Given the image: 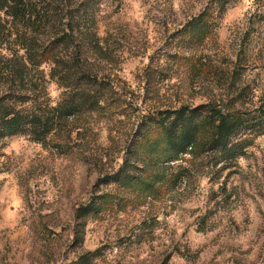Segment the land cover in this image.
Segmentation results:
<instances>
[{"label": "rangeland", "instance_id": "obj_1", "mask_svg": "<svg viewBox=\"0 0 264 264\" xmlns=\"http://www.w3.org/2000/svg\"><path fill=\"white\" fill-rule=\"evenodd\" d=\"M102 11L119 57L99 67L106 99L43 143L0 141V264H264V135L220 183L125 181L145 169L132 154L151 114L235 100L259 115L264 0H106ZM49 91L56 104L61 90Z\"/></svg>", "mask_w": 264, "mask_h": 264}, {"label": "trees", "instance_id": "obj_2", "mask_svg": "<svg viewBox=\"0 0 264 264\" xmlns=\"http://www.w3.org/2000/svg\"><path fill=\"white\" fill-rule=\"evenodd\" d=\"M105 1L0 0V141L27 136L43 143L67 117L94 111L106 99L99 67L119 57L115 43L100 35ZM52 84L61 90L56 104ZM257 112L230 100L149 115L132 154L145 169L125 181L177 187L202 173L220 183L264 135V105ZM97 209L94 203L83 211Z\"/></svg>", "mask_w": 264, "mask_h": 264}]
</instances>
